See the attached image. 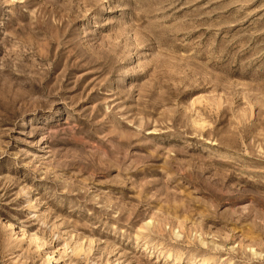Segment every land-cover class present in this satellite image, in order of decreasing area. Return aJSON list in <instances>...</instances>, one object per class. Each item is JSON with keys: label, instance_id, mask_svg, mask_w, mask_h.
Returning a JSON list of instances; mask_svg holds the SVG:
<instances>
[{"label": "rangeland", "instance_id": "1", "mask_svg": "<svg viewBox=\"0 0 264 264\" xmlns=\"http://www.w3.org/2000/svg\"><path fill=\"white\" fill-rule=\"evenodd\" d=\"M0 264H264V0H0Z\"/></svg>", "mask_w": 264, "mask_h": 264}, {"label": "bare ground", "instance_id": "2", "mask_svg": "<svg viewBox=\"0 0 264 264\" xmlns=\"http://www.w3.org/2000/svg\"><path fill=\"white\" fill-rule=\"evenodd\" d=\"M8 226H9V224H8ZM50 255V254H49Z\"/></svg>", "mask_w": 264, "mask_h": 264}]
</instances>
